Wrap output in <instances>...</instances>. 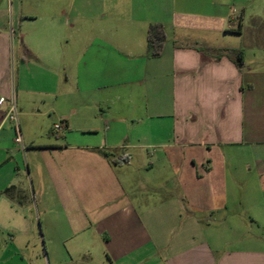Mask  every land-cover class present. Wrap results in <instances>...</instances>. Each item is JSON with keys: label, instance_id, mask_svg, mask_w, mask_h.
Masks as SVG:
<instances>
[{"label": "crops", "instance_id": "obj_1", "mask_svg": "<svg viewBox=\"0 0 264 264\" xmlns=\"http://www.w3.org/2000/svg\"><path fill=\"white\" fill-rule=\"evenodd\" d=\"M263 22L264 0H0L8 248L25 226L19 186L30 196L35 182L49 242L73 240L77 258L93 260L96 246L110 264H264V66L248 63L260 55ZM152 24L166 31L157 58L147 46ZM233 50L242 51L241 66ZM12 102L23 146L7 117ZM51 114L63 140L46 143ZM117 156L165 167L175 202L137 193ZM237 201L246 205L232 212Z\"/></svg>", "mask_w": 264, "mask_h": 264}, {"label": "rangeland", "instance_id": "obj_2", "mask_svg": "<svg viewBox=\"0 0 264 264\" xmlns=\"http://www.w3.org/2000/svg\"><path fill=\"white\" fill-rule=\"evenodd\" d=\"M260 29L264 30V22L260 24ZM70 33V32H69ZM248 35L251 33L248 32ZM250 41V40H249ZM251 42V41H250ZM252 43V42H251ZM256 50L260 55L257 57H249L248 63L251 61H259L261 66H264V38L261 41L257 42ZM252 47V50H254ZM48 125L49 130L46 133V143L48 141H62L63 134L59 135L53 127L54 124L62 125L63 123L55 117L54 114L48 116ZM68 133V132H67ZM66 133V135H67ZM73 139L82 138L79 135H71ZM21 146V145H20ZM152 156H149L150 161H155V153L151 152ZM246 161H250L252 163V159L250 157L247 158ZM142 164V163H141ZM125 169L119 172L121 177L129 176L134 182V187H136L137 193H143L144 198H160V204H166L170 207L171 201L175 202L173 197L177 194V190L174 188V177L170 175L169 171L164 167H155L154 170H147L140 166V162L137 159H133L130 163V166L126 163H123ZM126 173V174H125ZM246 178V176L243 175ZM44 188H46V211L49 210L53 205L52 200V192L49 186V183L46 180V184H42ZM27 187V186H26ZM26 187L19 186V194H25L26 197L24 200L21 198L18 201V212L21 215L19 218H24V228L23 224H19V231L13 236L16 238L15 244L12 249L8 248L7 241H9V235L1 234V245L3 248L1 249L4 257V261L1 264H110L107 259H104L96 246L91 248L93 252V260L87 257H75L73 254L74 250L70 246L73 240L67 238L69 236L66 224L64 222L57 223L58 226H61V233L59 232V236L61 238H67V245L63 243V241H58L54 239L49 242V238L47 235V223L45 220V216L43 214V206L42 201L40 199L39 189L34 182V192L28 195ZM170 198V199H169ZM169 199V200H167ZM169 201V202H167ZM246 205L245 201H237L232 204V212L235 209H240V204ZM169 204V205H168ZM181 204V203H180ZM154 204H152V207ZM182 208V207H181ZM183 210V209H182ZM184 211V210H183ZM187 214L183 213V219L179 221V225L176 226L173 233L181 232V226L183 225V221L186 218ZM21 220V219H20ZM172 225V224H171ZM173 227V226H172ZM170 226V229H172ZM253 235H260V233L252 232ZM57 236V234H53ZM233 236L235 234L232 233ZM97 250V251H96ZM15 258L12 263H8L5 261V257H9L10 254ZM69 253L72 255L74 259H70Z\"/></svg>", "mask_w": 264, "mask_h": 264}, {"label": "trees", "instance_id": "obj_3", "mask_svg": "<svg viewBox=\"0 0 264 264\" xmlns=\"http://www.w3.org/2000/svg\"><path fill=\"white\" fill-rule=\"evenodd\" d=\"M166 42V31L162 24H152L149 26L148 34H147V46L149 53L152 57L157 58L160 56L164 44ZM232 57L235 60V63L238 66L243 64V54L242 51L233 50ZM229 53V54H230ZM106 157H111L109 153H104ZM128 157L126 156H117L116 158L112 159L114 164H120L127 162Z\"/></svg>", "mask_w": 264, "mask_h": 264}, {"label": "built area", "instance_id": "obj_4", "mask_svg": "<svg viewBox=\"0 0 264 264\" xmlns=\"http://www.w3.org/2000/svg\"><path fill=\"white\" fill-rule=\"evenodd\" d=\"M8 119L15 124L16 128V139L15 142L21 146H23V141H22V135L20 131V126H19V120H18V113H17V108L15 102H12L8 114H7ZM53 129L56 132H61L64 129V125H58L54 124Z\"/></svg>", "mask_w": 264, "mask_h": 264}]
</instances>
